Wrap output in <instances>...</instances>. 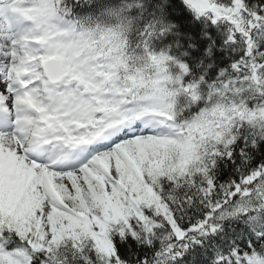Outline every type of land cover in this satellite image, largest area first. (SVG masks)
I'll return each mask as SVG.
<instances>
[{"label":"trees","instance_id":"trees-1","mask_svg":"<svg viewBox=\"0 0 264 264\" xmlns=\"http://www.w3.org/2000/svg\"><path fill=\"white\" fill-rule=\"evenodd\" d=\"M53 1L66 6L87 32L106 29L112 39L125 42V76L141 75L149 82L160 75L174 95L170 101L179 118L189 119L213 102L264 103V88L255 79L256 71L264 70V0H240L245 28L239 21L200 15L185 0ZM186 88H192V98ZM261 171L264 118L236 115L221 135L197 143L196 159L183 171L148 180L150 193L136 212L85 232L84 244L70 250L63 264H242L250 254L264 262V198L256 208L220 217L254 188ZM149 220L170 231V238L145 239ZM0 228L5 249L25 245L31 264L52 261L46 250L28 246L1 215ZM61 237V243L75 246L66 233Z\"/></svg>","mask_w":264,"mask_h":264},{"label":"rangeland","instance_id":"rangeland-1","mask_svg":"<svg viewBox=\"0 0 264 264\" xmlns=\"http://www.w3.org/2000/svg\"><path fill=\"white\" fill-rule=\"evenodd\" d=\"M187 1L201 13L216 19H222L224 16L228 17L233 12H237L234 7L218 6L215 0ZM49 4L50 1L44 8V3L38 0L30 7V10L28 9V12L38 33L35 37H31L32 35L29 37L38 42L43 50L36 55L35 73L36 80L40 84L35 90L37 95L45 91L48 84L44 80L42 63L51 57L66 58L65 68L68 78L65 81L67 84L52 95L54 98L52 104L59 105L60 100L64 98L66 108L62 105L57 109V113L50 110L48 105L41 106L40 108L44 109L39 111L47 113L46 121L51 124L52 134H56V138L79 139L78 137L96 129L103 123L101 121L103 116L98 115L97 112L99 105H104L105 108H111L114 104L122 105L124 108L118 111L116 119H121L126 112L133 109L154 111L156 105L150 104L145 98L146 94H143L147 92V87L142 78H128V82L119 80L117 75L119 64L111 53L106 56L93 54V51H90V54H80L72 20L65 13L58 16L57 9ZM241 24L239 23L240 26ZM82 39L87 42L92 41V37L89 36H82ZM35 41L33 44L37 45ZM15 49L17 50L15 55H19L20 58L24 56L23 48ZM26 69L31 71L32 67H26ZM98 76L100 77L97 78ZM255 79L264 88V72H257ZM80 87L90 89L89 98L76 97L75 93ZM98 87L103 90H96ZM166 88H168L167 85L156 80L151 83V91L154 92L152 94L155 95L157 92L155 90L160 89L158 92L159 96L161 95L160 105H164L170 97L165 92ZM126 93H130L127 99H125ZM2 95L5 93L3 92ZM39 98L37 96L35 99L40 106L44 101H39ZM153 101H157V98H153ZM167 103L168 107H163L165 109L158 113L164 116L170 115L173 119L169 116V122H173L175 126L180 125L183 134L179 131H171L167 125L163 127L165 131L168 130L162 138L159 137V133L153 132L133 134L128 139L115 143L114 147L104 148L94 153L96 158L91 162V167L83 173H81L82 168L74 169L69 178L67 173L60 175V171L56 170L47 173L43 167L32 161H24V170L22 166L24 164L20 160L2 159L0 161V214L12 221L15 229L26 238L28 243L48 250L53 262L63 264L70 250L75 252L76 247L84 244L85 232L91 228L103 226L106 218L117 220L121 215L134 212L148 198L150 183H146L145 179L151 180L162 174L171 175L187 168L196 159V141L204 137L219 136L223 124L226 125L231 118L228 111L251 120L264 118V105L257 104L254 107L238 103L235 106L222 108L213 104L211 108L203 110L202 115L182 121L184 123L181 124L167 111L172 110L170 103ZM126 106H130V109ZM28 110L35 117L39 116L36 111L32 112L33 108ZM23 124L30 127L32 123L25 120ZM40 126L36 125L35 129ZM15 128L19 130L18 127ZM23 129L21 128L22 131ZM33 130L34 128L31 129ZM24 140L26 142V138ZM13 170L17 174H13ZM24 172H27L26 175L23 174ZM257 176L258 181L254 188H247L239 199L220 214V217L239 213L249 206L256 208L262 202L264 171L259 172ZM144 224L143 237L149 239L148 241L157 238L164 242L170 238V231L162 229L155 221L149 220ZM65 233L72 243L75 242V246L68 242L61 243V236ZM61 245L64 246L61 247ZM29 263V257L23 246H20L11 256L0 249V264Z\"/></svg>","mask_w":264,"mask_h":264},{"label":"bare ground","instance_id":"bare-ground-1","mask_svg":"<svg viewBox=\"0 0 264 264\" xmlns=\"http://www.w3.org/2000/svg\"><path fill=\"white\" fill-rule=\"evenodd\" d=\"M28 25L29 24H23L22 35H17V32L19 30L18 28L12 34L10 29L7 27V25L3 21L2 17H0V49H1L0 50V68L4 71L3 74H0V87L2 86V87L7 88L9 86H12L10 84L12 79H10L9 77L13 74V67L18 62L14 56V52H15L14 48L16 46L17 47L21 46L20 42H21L22 36H23V40L25 41L23 49H24V51H26L25 52V59L22 63V67L26 66L28 68H31V66L29 65L28 62L32 61V59L35 58L36 54L38 53V50L40 48L39 44L35 41L37 43V45H35V44H33V40H28L29 39L28 37L33 34V31H35L34 35L38 34V33L36 31V28H33V29H31V27L28 28ZM31 26L34 27V25H31ZM15 40H17V43H15ZM2 49L6 50V51H2ZM23 70L24 69L21 70V73L23 72ZM96 90H98V89H96ZM14 93L19 94L17 90L11 91L9 94V96H11V97H9V99L5 101L6 103H10V105H11L10 107H12L11 112H10V110H4V108H3L4 102L3 101H2L3 104H0V130L2 131L0 134V161L2 159L4 160V158L5 159H7V158L8 159L9 158L18 159L22 162V164H24L22 166L25 170L24 161L27 160V158H26V154L23 152V147L25 148V150H27L28 145L23 142V140H24L23 137L26 135H23V134H20L19 132L14 131V129H15L13 126L14 122H15L14 120L20 119V115L18 114L17 108H16L15 103H14V99L12 98V95H14ZM125 97L129 98L130 93H126ZM133 108H135V107H133ZM138 111H139V109H138ZM3 112L7 114V120L5 119ZM27 117L34 118L33 115H28ZM151 117L155 121V125H156L155 129H157V131H159V129H160V131L165 132V129H163V127L167 125L168 129H171V131H174V132L179 131L181 134H183L182 127L180 125L175 126L173 124V122H169L170 117L168 115L164 116V114H162V113H156L155 116H151ZM10 119H11L12 123L5 124V122L9 121ZM58 119H60V118H58ZM42 133L45 134V131ZM26 140H27V138H26ZM20 151H21V153H20ZM90 156H92V155L79 156L78 162L74 163V164H72L71 162H68L69 161L68 159L66 160L67 162H64V163L67 164L66 168L71 167V168L77 169L78 165L80 163H83L84 161H86ZM12 167H15V166H12ZM15 169H16V167H15ZM26 173L27 172H24L23 174L26 175ZM13 174H17L15 170H13Z\"/></svg>","mask_w":264,"mask_h":264},{"label":"water","instance_id":"water-1","mask_svg":"<svg viewBox=\"0 0 264 264\" xmlns=\"http://www.w3.org/2000/svg\"><path fill=\"white\" fill-rule=\"evenodd\" d=\"M63 63H64L63 59L55 60L54 64H51L50 62L47 63V70H49V66L50 65H56L58 70H59L58 76L55 78V81H58V80H60V79H62L64 77Z\"/></svg>","mask_w":264,"mask_h":264}]
</instances>
